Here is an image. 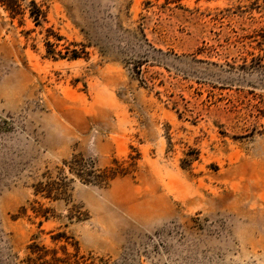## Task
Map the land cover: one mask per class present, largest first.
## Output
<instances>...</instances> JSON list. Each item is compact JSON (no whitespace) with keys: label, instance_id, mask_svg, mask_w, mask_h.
I'll use <instances>...</instances> for the list:
<instances>
[{"label":"rangeland","instance_id":"obj_1","mask_svg":"<svg viewBox=\"0 0 264 264\" xmlns=\"http://www.w3.org/2000/svg\"><path fill=\"white\" fill-rule=\"evenodd\" d=\"M18 1L0 264H264V0Z\"/></svg>","mask_w":264,"mask_h":264},{"label":"trees","instance_id":"obj_2","mask_svg":"<svg viewBox=\"0 0 264 264\" xmlns=\"http://www.w3.org/2000/svg\"><path fill=\"white\" fill-rule=\"evenodd\" d=\"M32 10L31 16L36 20L37 23L40 21V17L43 16L42 10L38 7L35 1H32ZM0 4L4 5L8 11L11 12V15L14 17L20 13H22V8L18 0H0ZM51 45V44H49ZM73 57H79L78 52L75 50ZM51 193V190L49 191ZM95 264V263H92Z\"/></svg>","mask_w":264,"mask_h":264}]
</instances>
